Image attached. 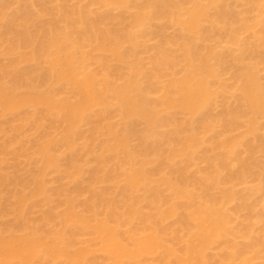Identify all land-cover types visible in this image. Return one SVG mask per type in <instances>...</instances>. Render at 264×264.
<instances>
[{"label":"bare ground","instance_id":"6f19581e","mask_svg":"<svg viewBox=\"0 0 264 264\" xmlns=\"http://www.w3.org/2000/svg\"><path fill=\"white\" fill-rule=\"evenodd\" d=\"M0 39V119L18 143L30 141L21 152L43 161L31 181L5 176L0 162V190L9 176L31 192L4 187L16 218L40 196H67L46 191L59 162L79 181L82 156L97 163L89 187L80 182L91 195L76 184L62 217L46 214L62 231L10 225L0 264H93V254L106 264H264V215L249 204L241 220L233 206L264 199V0H2ZM139 51L151 52L149 67ZM105 183L116 189H96ZM83 192L89 215L75 210ZM86 233L94 246L80 243Z\"/></svg>","mask_w":264,"mask_h":264},{"label":"rangeland","instance_id":"374dc122","mask_svg":"<svg viewBox=\"0 0 264 264\" xmlns=\"http://www.w3.org/2000/svg\"><path fill=\"white\" fill-rule=\"evenodd\" d=\"M2 0H0V2H1ZM72 3H75L74 1L72 2ZM71 3V4H72ZM18 5L17 4H15L14 6H12V7H14V10H13V8L11 9L13 12H15V10H17V7ZM17 7V8H16ZM16 8V9H15ZM9 9V10H10ZM9 11V12H12V11ZM34 11H36V12H38L39 11V6L38 5H35L34 6ZM9 14H11V13H9ZM43 20H47V19H45V18H43V19H41V21H43ZM169 33L171 34V35H174V32L172 31V30H170L169 31ZM6 41L5 40H3V41H1V39H0V46L2 47H0V51H3L4 50V47L7 45V42L5 43ZM6 44V45H5ZM3 45V46H2ZM158 45V41L157 40H152V41H150L149 43H148V47L150 48V49H153L154 47H156ZM6 48V47H5ZM2 49V50H1ZM151 56V52H149V53H142L141 51H139L138 52V55H137V58H139V59H141L145 64H146V66L147 67H149V57ZM30 66H32V64H26L25 66H23V68H28V67H30ZM91 69L92 70H98V67L96 66V65H92L91 66ZM8 122V119L7 120H5V119H0V162H1V164L3 165L2 167H3V169H4V172H7L8 174H5V176H7V175H10V177H20V179H21V181L23 180V178H27L28 176L29 177H31V179L30 178H27L28 180L30 179V181L32 180V177L34 178V176H37L38 175V173H39V168L42 166V164L43 163H41V162H43L42 160H41V158L39 159L38 157L40 156V155H38L37 153H35L34 151H32V149H30V151H28L27 150V152L26 151H20V148L22 147H26L27 145H28V143L30 142L29 140V142L28 141H25V142H28L27 144L26 143H23L24 141H22L20 144L17 142V140L20 138L21 140H22V138L21 137H19L18 139H17V136H18V134L17 135H15V133H12L11 131H10V126H9V124L7 123ZM113 122H114V124L115 125H117V126H119V128H122V127H124V125L126 124V123H124V121L122 120V119H120V118H118V117H115L114 119H113ZM89 129H90V127L88 126V125H83L82 126V128H81V132H83L84 134L86 133V134H88V131H89ZM28 135H31V133L30 134H28ZM16 136V137H15ZM26 137V136H25ZM29 136H27V138H28ZM38 137H39V134H32V136H31V141H34V140H36V139H38ZM16 139V140H15ZM30 139V138H29ZM27 140V139H26ZM20 141V140H19ZM15 142H17V143H15ZM15 143V144H14ZM14 144V145H13ZM131 144H132V146H135L136 144H137V141L135 140V138H133L132 139V142H131ZM6 147V148H5ZM28 147V146H27ZM30 147V146H29ZM29 147H28V149H29ZM80 149H75V150H73V151H67V152H69L68 154V156H71V155H73V153L72 152H77V151H81V149H82V147H81V144H79V146H78ZM24 149V148H23ZM22 149V150H23ZM27 148H25V150H26ZM63 150H65V149H63ZM66 151V150H65ZM66 153V152H65ZM63 155H64V153H63ZM62 155V156H63ZM65 156V155H64ZM64 156H63V158H64ZM87 156V157H86ZM67 157V155L65 156V158ZM62 158V157H61ZM61 158H60V160H61ZM62 158V159H63ZM64 158V159H65ZM82 158H85L84 160H82ZM82 158H81V160L82 161H85L86 159V163H87V165H83V166H86L87 168L86 169H84V171H86V172H84L83 171V175H84V177H85V179L86 180H84V177H82L81 176V174H80V176L83 178V179H81L80 181H79V179H80V177H79V175H75V179L78 177L79 179L78 180H72V178L68 175V173H66V167L64 168V166H62V165H65L66 164V161L65 160H63L62 162H59V163H61L62 165H61V167H59V165H58V167L60 168H56V169H54L53 167L51 168V169H54V170H52V171H47V173H46V175H45V181L47 182V184L46 185H48V187L46 186V191L48 190L49 191V193L51 194V195H53L52 194V192H54L55 190H57L58 189V191H56L55 192V194L57 193V192H59V193H61L62 192V194H59V193H57V197L59 196V197H61V195H62V197L65 195H67L68 196V194H69V196H71L72 197V193L74 192V191H76V190H79L81 187H82V185H83V183L85 184V183H87L88 184V187H89V184H90V181H87L88 179V176L90 177V174H91V172L96 168V166H97V163L95 162V160H94V158L91 156V155H88V154H84L83 156H82ZM3 160V161H2ZM68 160V159H67ZM33 162V163H32ZM85 162H83L84 164H86ZM82 163V164H83ZM35 164L37 165V166H35ZM95 165V166H94ZM39 166V167H38ZM2 167H1V169H2ZM35 167H37V168H35ZM64 168V172H65V174L63 173V171H61V170H63V168ZM62 168V169H61ZM68 168V167H67ZM85 168V167H84ZM3 169H2V171H1V173L3 172ZM35 169V170H34ZM37 169V170H36ZM6 170V171H5ZM88 170H91V171H89L88 172ZM54 171V172H53ZM60 172V174H63V175H65V176H61L60 177V175H58V173ZM4 172H3V174H4ZM85 173L87 174V175H85ZM68 176V177H67ZM14 177V178H15ZM65 177H67L66 179H63V178H65ZM5 178H7V177H5ZM14 178H9V176H8V179H10V180H12V179H14ZM69 178V179H68ZM7 179V180H8ZM20 179H18V180H20ZM24 179V180H25ZM10 180H8L9 182H10ZM15 180H17V178L15 179ZM17 180V181H18ZM28 180H26L27 182H28ZM89 180H90V178H89ZM7 181V182H8ZM14 181V180H13ZM21 181H18L19 183H21ZM29 181V182H30ZM6 182V184L9 186V188H11V186H10V184L12 185L13 184V187H12V189H11V191L12 192H15L16 194H13V195H17V193H22L23 192V190H22V187L23 188H25V186H22V187H20V188H17V187H14V186H16L17 184L16 183H10V184H8ZM12 182V181H11ZM17 182V183H18ZM80 182H83V183H80ZM26 183V182H25ZM79 183H80V185H81V187L79 188L78 186H79ZM15 184V185H14ZM22 184V183H21ZM78 186H77V185ZM121 184L123 185V182H121ZM108 185H109V187H108ZM8 186H4L5 188H7ZM18 186V185H17ZM20 186V185H19ZM78 188H77V187ZM85 185H83V187H84ZM4 187H2L3 189H1L0 190V208L1 207H5L6 208V206L5 205H9V206H11L12 205V203L14 202V201H16V204H18V200H16V199H13V198H11V196H10V194L11 193H8V192H10L9 191V188H8V191L4 188ZM61 187H63V190L65 191H62V190H59V189H62ZM75 187L77 188V189H75ZM81 188V190L80 191H86V189L84 190V188ZM86 187V186H85ZM96 187V186H95ZM94 187V188H95ZM98 188H96V189H101V188H103V187H108V188H115L116 189V184H115V186L113 187V186H110V183H105L104 185H98L97 186ZM17 188V189H16ZM29 187H27V188H25V190L26 189H28ZM48 188V189H47ZM30 189H32L33 190V188H30ZM88 189V188H87ZM246 189H247V187H245V186H240L239 187V191L240 192H245L246 191ZM89 190V189H88ZM88 190L85 192L86 193V195H91V194H89L88 193ZM30 191V190H29ZM44 192L45 193V195L48 193V192ZM61 191V192H60ZM80 191H78L79 192V194H81L80 193ZM48 193V194H49ZM67 193V194H66ZM70 193H71V195H70ZM85 193L83 192L82 194V196L80 195V200H78L77 202L79 203V201H80V206L78 205V203H77V205L76 206H78V209H76L77 207L75 206V210L76 211H78L77 213H79L80 215H89V213H88V209H87V203L89 202V200L90 199H87V200H85L86 199V195H85ZM88 193V194H87ZM20 194H18V195H20ZM22 194H24V195H29L30 196V194H31V192L30 193H27V192H23ZM59 194V195H58ZM64 194V195H63ZM75 194V193H74ZM73 194V197H79V196H77L78 195V193H77V195H74ZM142 194H144L145 195V193L143 192V193H141V195ZM12 195V194H11ZM22 196V195H21ZM66 196V197H67ZM68 196V197H69ZM13 197V196H12ZM42 196H40V198L38 197V199L41 201H43V203L42 204H39V203H35V202H32V204H36V205H34V206H37V205H39V206H37V208L36 207H34V206H28V209L31 211H29L28 213H27V215L29 214V213H31L30 215H28L29 217H30V219L31 220H29V221H27V219H28V216L26 215V213H25V217L24 218H21V219H17L18 217H19V215L17 216H15L14 214H13V212H15L16 210V206L17 205H14V203H13V205H14V211H13V206H11V209H10V207L8 206L7 208H6V210H5V212H4V209L3 208H1L0 209V233L3 235V232H5L6 230H8V227L10 226V225H13V224H18V223H20L21 222V224L20 225H22V226H25V227H27V228H30V230H31V227L34 229L35 228V226H36V228L38 229V230H40V231H43L44 232V230H45V233L47 232L46 230H55V229H59V230H61V229H63L64 227H62L63 226V223H60V225H62V226H60L59 224H58V222H52V219L54 218H57V217H62V215H63V210H64V208H63V204H64V206L66 207V205H65V198L64 199H62V202H61V199L60 198H56V199H51V200H49V202L51 201L52 202V204L51 203H45V201H46V199H45V197H47L48 198V195H46V196H44L43 198H41ZM55 197H56V195H55ZM61 197V198H62ZM73 197L72 198H68V199H73ZM36 199H37V197H35ZM50 198H52V197H50ZM49 198V199H50ZM87 198H91V197H87ZM36 199H34V200H36ZM60 199V200H59ZM77 199V198H76ZM30 200H32V199H30ZM38 200V201H39ZM53 200V201H52ZM55 200H57V201H60L59 203L56 201V202H54ZM74 200H75V198H74ZM37 200H36V202H38ZM47 201H48V199H47ZM64 201V202H63ZM66 201H68V200H66ZM84 201H86V203H84ZM31 202V201H30ZM54 202V203H53ZM45 203V204H44ZM76 203V202H75ZM83 203V204H82ZM257 203V207H256V210H255V214L256 215H264V199H263V197H261L260 195H257L255 198H252V199H249V200H244V199H238L236 202H235V204L233 205V206H238V205H240V206H243V209H242V212H241V214H240V218H241V220H245V219H247L248 217H249V212H248V210L246 209V205H249V204H256ZM29 204H31V203H28V205ZM4 205V206H3ZM84 205H85V207H84ZM62 206V207H61ZM83 206V207H82ZM30 207H32L33 208V210H31L30 209ZM3 209V210H2ZM9 209H10V211H9ZM18 209V208H17ZM66 209V208H65ZM2 210V211H1ZM13 212H12V211ZM53 210H55L58 214L57 215H53L55 212L53 211ZM18 211V210H17ZM33 211V212H32ZM51 211V212H50ZM83 211V212H82ZM101 212L102 211H104V210H102V208H101V210H100ZM27 212V211H26ZM48 212H50V213H48ZM54 212V213H53ZM65 212V211H64ZM100 212V213H101ZM18 212H15V214H17ZM52 213V214H51ZM46 214H49V215H53L54 217L50 220V222H48L47 221V219L46 218H48L47 216H49V215H46ZM45 215V216H44ZM101 215H103V214H100L99 216H100V218L102 217ZM57 216V217H56ZM17 217V218H16ZM43 217L46 219L45 220V223L46 224H44V221H42V220H44L43 219ZM20 218V217H19ZM59 219H62V218H59ZM56 220V219H55ZM54 220V221H55ZM39 221V222H38ZM40 221H41V224H40V226H42V227H39L38 225H39V223H40ZM57 221H61V220H57ZM33 222V223H32ZM43 222V223H42ZM53 223V224H52ZM44 225V226H43ZM46 226V228L45 229H43L44 227ZM49 227V228H48ZM124 227H126V229L125 228H123V229H125V233L127 234V232H131V228H129V227H127V226H124ZM24 228V227H23ZM23 228H21V230L23 229ZM42 228V229H41ZM48 228V229H47ZM122 229V231H124ZM256 229L258 230V231H262L263 229H264V223H259V224H257L256 225ZM25 230V229H24ZM35 230V229H34ZM56 230V231H57ZM70 230V229H69ZM23 231V230H22ZM22 231H20V229H19V232H22ZM28 230L26 229V232H27ZM62 231V230H61ZM61 231H59V232H61ZM24 232V231H23ZM52 232H54V231H51V233H50V231H48V233H46V234H48V236H49V234H52ZM68 232V231H67ZM17 233V232H16ZM45 233H44V235H45ZM55 233V232H54ZM70 233V232H69ZM69 233H67V235L69 234ZM22 234V233H21ZM88 233H86L85 235H84V237H82V238H80L81 237V234H80V236L79 237H77V238H79L80 240L79 241H81L80 243H88L89 241H94V239H92L91 237H87L86 235H87ZM1 236V235H0ZM71 236V235H70ZM89 236V235H88ZM76 238V239H77ZM88 238H91V240H89ZM75 239V241H77ZM89 243H91V242H89ZM77 244V243H76ZM75 244V245H76ZM92 244L93 243H91V246H92ZM94 244H96V243H94ZM94 244H93V246H94ZM80 248H82V246H83V244H82V246H81V244H77ZM77 246V248H79ZM86 246H88V245H86ZM77 248H74V249H77ZM83 248H86L85 247V245H84V247ZM88 248V247H87ZM92 248V247H91ZM97 248V247H96ZM95 248V249H96ZM93 249H94V247H93ZM72 252H74L73 251V248H72V250H71ZM78 251H79V249H78ZM94 251H96V250H94ZM97 253V252H96ZM95 253V254H96ZM92 254V253H91ZM99 254V253H98ZM97 254V255H98ZM100 256H97V257H95L96 258V262H97V259H98V257H101V260H102V264H106V261H104V263H103V259H104V257L101 255V254H99ZM94 256H96V255H91V256H89L88 258H91V260L93 261V264H99V263H94V259L92 258V257H94ZM87 258V259H88ZM105 260V259H104ZM48 261H50V260H48ZM65 261V260H64ZM87 262H88V260H87ZM98 262H99V260H98ZM89 263H91V261H89ZM101 263V262H100ZM12 264H17V263H12ZM21 264V263H20ZM23 264V263H22ZM38 264V263H37ZM59 264V263H58ZM63 264V263H62ZM67 264V263H66ZM107 264H111L110 262L108 263L107 262Z\"/></svg>","mask_w":264,"mask_h":264}]
</instances>
